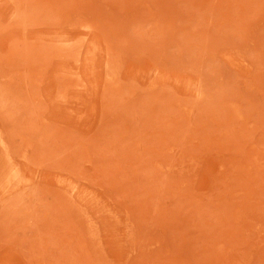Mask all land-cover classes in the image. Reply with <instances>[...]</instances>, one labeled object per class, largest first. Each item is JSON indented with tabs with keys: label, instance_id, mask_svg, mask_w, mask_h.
Instances as JSON below:
<instances>
[{
	"label": "rangeland",
	"instance_id": "obj_1",
	"mask_svg": "<svg viewBox=\"0 0 264 264\" xmlns=\"http://www.w3.org/2000/svg\"><path fill=\"white\" fill-rule=\"evenodd\" d=\"M0 264H264V0H0Z\"/></svg>",
	"mask_w": 264,
	"mask_h": 264
}]
</instances>
